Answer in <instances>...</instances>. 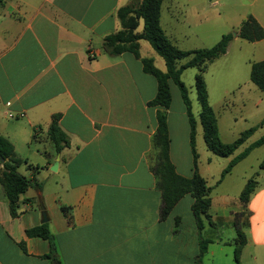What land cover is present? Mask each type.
<instances>
[{
	"label": "crops",
	"instance_id": "0c3cea01",
	"mask_svg": "<svg viewBox=\"0 0 264 264\" xmlns=\"http://www.w3.org/2000/svg\"><path fill=\"white\" fill-rule=\"evenodd\" d=\"M128 2L3 0L0 6V134L12 143L16 156L26 160L21 164L33 181L19 195L14 217L0 184V264H54L43 257L48 241L26 234L44 223L38 198L58 264H195L200 230L211 220L203 218L202 229L197 228L188 193L165 218L159 217L161 197L152 166L157 155L155 114L161 107L149 104L156 80L143 71L140 57L152 58L163 71L164 61L144 39L138 40L139 58L129 51L108 54L103 48L104 36L121 28L117 9ZM171 82L165 110L169 157L175 171L189 177V123L182 99L172 107ZM257 102L261 104L262 97ZM54 114L68 138L60 151L47 134ZM257 128L262 135L264 124ZM175 131L182 133L176 150ZM197 134L203 139L198 120ZM204 155L208 161L207 152ZM199 157L197 171L204 177ZM181 159L186 162L181 164ZM239 205L231 214L245 212L236 220L245 236L240 263L264 264V181H257L246 204ZM212 207L211 200L208 214ZM182 214L190 227L181 228ZM203 254L208 255V247Z\"/></svg>",
	"mask_w": 264,
	"mask_h": 264
},
{
	"label": "trees",
	"instance_id": "16d2710c",
	"mask_svg": "<svg viewBox=\"0 0 264 264\" xmlns=\"http://www.w3.org/2000/svg\"><path fill=\"white\" fill-rule=\"evenodd\" d=\"M2 3L3 0H0V6ZM160 4L161 0H129L127 4L120 6L116 11V15L121 28L104 36L103 48L108 54L117 55L124 51H129L135 57L139 58L138 40L144 39L163 59L165 71L156 67L152 58L140 57L143 71L151 74L156 80V93L149 101V104L161 107L157 108L155 114L156 131L153 135V144L157 150V155L156 162L152 166L161 197L159 217L160 219L165 218L174 204L184 194L188 193L193 198L190 208L196 226L200 230L203 227V218H207L208 221L210 220L208 209L211 200L209 196L210 188L207 186L204 177L197 171L198 154L195 147L197 120L202 127V138L206 148L215 155L228 157L234 153L258 126L264 124V118L258 124L242 130L230 142H224L220 139L216 117L208 101L203 72L209 62L226 52L233 36L230 32L222 34L210 47L180 49L168 38L160 25ZM140 21L142 22V26L138 30ZM236 32L237 36L247 41L254 42L264 38V28L251 14H248L242 20ZM183 58H186V60L179 63V60ZM187 67H195L197 69L194 75L196 99L200 106L197 119L191 111V103L187 89L180 78L182 70ZM249 79L264 93V58L253 61L250 64ZM169 80L175 83L180 91L189 123V145L193 165V173L189 177L178 174L169 157V136L165 111L171 99ZM57 119V114L52 115L47 128V134L54 143L56 151H60L65 144H68V138L59 127ZM262 143H264V133L250 142L242 151L235 154L228 161L226 166L221 170L216 184L221 181L235 163L245 157L251 149ZM25 161L16 156L12 143L0 134V184L3 188L8 202L9 213L12 217L18 214L19 195L25 192L33 183L32 179L27 178L17 170V167ZM258 167L260 170H264V153ZM256 183L257 181L254 176L246 180L239 193V201L242 204H246L249 195L256 187ZM36 186L39 188L38 183H36ZM235 226L236 236L234 238L233 259L235 264H241L240 251L245 243V236L238 226L237 221L235 222ZM26 234L45 238L49 243V251L43 257L49 259L54 264L59 263L54 238L46 222L27 229ZM207 241L209 242L210 240L199 239V253L196 256L197 261H199V258L206 250ZM20 245L24 249L23 244Z\"/></svg>",
	"mask_w": 264,
	"mask_h": 264
},
{
	"label": "rangeland",
	"instance_id": "374dc122",
	"mask_svg": "<svg viewBox=\"0 0 264 264\" xmlns=\"http://www.w3.org/2000/svg\"><path fill=\"white\" fill-rule=\"evenodd\" d=\"M248 14L258 17L264 24V0H161L160 25L178 48L196 49L210 47L222 34L236 32ZM141 26L140 21L139 29ZM154 56L157 65L162 66L161 58L155 53ZM263 58L264 39L255 43L236 35L230 40L226 52L209 62L203 72L208 101L214 111L220 135L225 141H232L242 130L258 124L264 118V95L249 79L250 64ZM185 59H180V62ZM196 71L195 67H187L181 72L180 78L187 89L191 111L197 119L200 106L194 86ZM171 88L172 107L176 108L181 99L180 91L173 82ZM260 97L262 102L258 104L257 100ZM175 132L176 150L182 141V133ZM261 133L262 129L256 128L254 134L244 145L237 148L233 155L242 151L243 146L259 137ZM195 140L199 160L204 164L202 173L210 187L209 195L213 204L209 210L211 223L206 225L208 229L202 233L200 230V238L210 240L206 242L208 255L203 254L199 261L195 260V264H235L231 242L236 236L235 222L241 221L245 217V212L242 210L235 216L231 212L239 208V193L248 178L254 176L257 181H264V170L258 167L263 157L264 145L250 151L226 173L219 184H216L221 170L233 155L228 157L215 155L206 149L203 139L198 134ZM206 152L208 161H205ZM183 161L181 159V164ZM18 167L17 170L21 174L27 175L28 170L24 164ZM180 210L182 211V208ZM182 217L181 228L190 227L192 223L184 214ZM211 249L214 254L210 253Z\"/></svg>",
	"mask_w": 264,
	"mask_h": 264
},
{
	"label": "water",
	"instance_id": "95a60500",
	"mask_svg": "<svg viewBox=\"0 0 264 264\" xmlns=\"http://www.w3.org/2000/svg\"><path fill=\"white\" fill-rule=\"evenodd\" d=\"M236 35H237V32H232L233 37H235ZM57 158H58V155H57ZM53 165L54 166L52 167V169H54V167L56 166V162H54ZM38 207H39L41 215H42L41 222H46L48 218L45 216L44 206H43L40 198H38Z\"/></svg>",
	"mask_w": 264,
	"mask_h": 264
},
{
	"label": "built area",
	"instance_id": "2783aa9c",
	"mask_svg": "<svg viewBox=\"0 0 264 264\" xmlns=\"http://www.w3.org/2000/svg\"><path fill=\"white\" fill-rule=\"evenodd\" d=\"M19 115H21V114H19ZM9 116H12L11 114H9Z\"/></svg>",
	"mask_w": 264,
	"mask_h": 264
}]
</instances>
